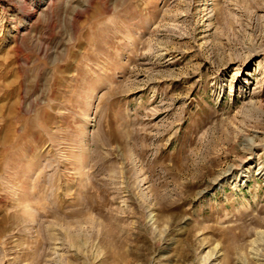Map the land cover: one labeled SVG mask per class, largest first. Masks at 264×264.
<instances>
[{
	"label": "rangeland",
	"instance_id": "rangeland-1",
	"mask_svg": "<svg viewBox=\"0 0 264 264\" xmlns=\"http://www.w3.org/2000/svg\"><path fill=\"white\" fill-rule=\"evenodd\" d=\"M0 264H264V0H0Z\"/></svg>",
	"mask_w": 264,
	"mask_h": 264
}]
</instances>
